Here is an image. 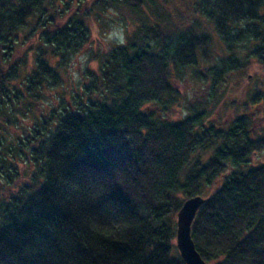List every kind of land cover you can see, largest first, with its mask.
<instances>
[{
    "label": "trees",
    "instance_id": "16d2710c",
    "mask_svg": "<svg viewBox=\"0 0 264 264\" xmlns=\"http://www.w3.org/2000/svg\"><path fill=\"white\" fill-rule=\"evenodd\" d=\"M189 2L188 25L172 19V0H0V194L14 187L0 195V264H184L176 213L195 195L206 198L189 231L202 259L264 264V163L249 164L264 128L255 135L243 114L225 128L203 125L198 105L178 121L160 114L215 37L229 56L214 86L250 59L264 68V0ZM118 7L133 19L126 42L106 53L85 98L39 115L7 145L3 132L88 43L89 22ZM254 102L264 105V93ZM19 163L30 175L16 185Z\"/></svg>",
    "mask_w": 264,
    "mask_h": 264
},
{
    "label": "rangeland",
    "instance_id": "374dc122",
    "mask_svg": "<svg viewBox=\"0 0 264 264\" xmlns=\"http://www.w3.org/2000/svg\"><path fill=\"white\" fill-rule=\"evenodd\" d=\"M190 0H172L167 6L168 12L173 20L177 21L178 16L184 18L186 24H192V13ZM74 5L75 3L72 2ZM194 14V13H193ZM133 21L129 11L125 8H109L104 13H100L99 20L93 18L89 22L90 39L88 43L77 53L71 55L64 65L58 70L60 82L53 89L42 90L41 97L30 100L33 107L25 115L18 114L19 122L16 126L7 127L3 132L4 139L8 145L15 140L16 136L24 128L33 126L37 122L39 115L50 116L59 110V104L65 102L70 105V99L80 96L84 99V89L90 83L91 78L99 76V67L104 60L106 53L114 46L120 44L119 37L115 34L122 30L125 38L127 29ZM29 26L20 30L17 34L23 38ZM212 47L207 52L208 56L202 57L199 65L195 68L188 67L182 70L180 76L173 81L177 95L173 102L168 105L167 111L160 113L167 120L178 121L190 112V109L198 105V110H205L206 115L201 119L203 125H214L216 128H225L239 115H247L251 119V130L256 135L260 129L264 128V105L259 102L252 103V96L256 92L264 93V68L250 59L248 63L223 78L220 84L213 85L217 80L216 67L220 59L229 56L227 48L215 37ZM35 47L27 53L29 65L34 62ZM246 53L245 48L240 45L234 52L239 58ZM28 65V66H29ZM30 67V66H29ZM196 69V70H194ZM21 78L15 81L17 87H21ZM23 89V88H22ZM155 104L144 105L145 111L150 112L155 109ZM24 111V109H23ZM209 155V153H208ZM264 163V149L253 153L250 156L249 164L256 166ZM21 176L15 181L18 185L23 180H27L30 175L29 167L18 165ZM14 187L3 186L1 196L5 192L13 190ZM204 195V194H203ZM180 197L181 194L179 195Z\"/></svg>",
    "mask_w": 264,
    "mask_h": 264
},
{
    "label": "water",
    "instance_id": "95a60500",
    "mask_svg": "<svg viewBox=\"0 0 264 264\" xmlns=\"http://www.w3.org/2000/svg\"><path fill=\"white\" fill-rule=\"evenodd\" d=\"M206 198L201 195L188 197L182 201L176 213L175 246L184 264H208L195 248L191 234V224Z\"/></svg>",
    "mask_w": 264,
    "mask_h": 264
},
{
    "label": "clouds",
    "instance_id": "9594fccd",
    "mask_svg": "<svg viewBox=\"0 0 264 264\" xmlns=\"http://www.w3.org/2000/svg\"><path fill=\"white\" fill-rule=\"evenodd\" d=\"M118 37H119V40H118V42L120 43V44H124L126 41H125V38H124V36H123V33H122V30L120 31V32H118V33H115Z\"/></svg>",
    "mask_w": 264,
    "mask_h": 264
}]
</instances>
